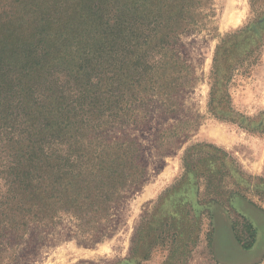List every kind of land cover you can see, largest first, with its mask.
Instances as JSON below:
<instances>
[{
  "label": "trees",
  "instance_id": "trees-1",
  "mask_svg": "<svg viewBox=\"0 0 264 264\" xmlns=\"http://www.w3.org/2000/svg\"><path fill=\"white\" fill-rule=\"evenodd\" d=\"M112 1L0 8V244L25 241L66 217L84 236L102 233L146 177L139 141L111 131L143 129L155 110L166 119L177 114L194 84L177 46L208 0ZM259 2L252 0L254 11ZM259 21L217 48L209 106L218 119L232 73L264 47ZM197 149L186 151V177ZM247 229L249 250L256 238Z\"/></svg>",
  "mask_w": 264,
  "mask_h": 264
},
{
  "label": "rangeland",
  "instance_id": "rangeland-1",
  "mask_svg": "<svg viewBox=\"0 0 264 264\" xmlns=\"http://www.w3.org/2000/svg\"><path fill=\"white\" fill-rule=\"evenodd\" d=\"M16 3L30 0H0V8ZM263 16L264 0L256 11L252 0H208L199 24L178 40L194 84L181 94L177 114L166 119L155 110L147 127L110 133L137 139L146 168L110 225L84 236L66 217L25 241L3 240L0 264H264V47L232 73L224 119L209 106L221 40L259 18L264 23ZM192 147L195 169L186 177ZM249 225L256 239L247 250Z\"/></svg>",
  "mask_w": 264,
  "mask_h": 264
}]
</instances>
